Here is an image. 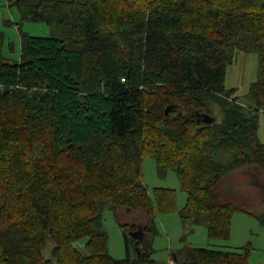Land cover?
Returning a JSON list of instances; mask_svg holds the SVG:
<instances>
[{"label":"trees","instance_id":"1","mask_svg":"<svg viewBox=\"0 0 264 264\" xmlns=\"http://www.w3.org/2000/svg\"><path fill=\"white\" fill-rule=\"evenodd\" d=\"M19 7L23 21L54 33H21L17 62L0 52V264H160L155 221L177 210V196L148 191L146 156L177 173L188 195L180 218L204 216L209 239L229 240L236 213L264 223L229 184L238 168L264 170V0ZM240 52L259 56L252 106L226 87ZM203 114L212 120L199 122ZM123 207L149 224H121L126 256L115 258L104 212ZM139 226L147 236L130 235ZM191 251L197 264H249L252 247Z\"/></svg>","mask_w":264,"mask_h":264},{"label":"rangeland","instance_id":"2","mask_svg":"<svg viewBox=\"0 0 264 264\" xmlns=\"http://www.w3.org/2000/svg\"><path fill=\"white\" fill-rule=\"evenodd\" d=\"M17 0H0V52L13 62L20 60L21 33L32 36H51L54 31L45 23L23 21L22 12ZM259 76V56L254 52H240L235 62L227 68L226 87L236 88L233 93L245 106H252L248 97L249 86ZM260 133L264 141V113L260 114ZM217 161L228 164L231 159L216 154ZM144 184L153 195L155 187H168L176 191L177 210L159 213L155 221L153 246L154 257L160 264L174 257L175 252L186 247L237 250L251 244L252 251L249 264H264V223L255 215L236 213L232 221V232L229 240L209 239L206 218L198 216L196 220L185 221L180 218L181 210L187 202V193L182 190L177 173L173 170L159 172L154 156H146L143 164ZM229 184L236 191L242 192L251 204L254 214L264 212V170L238 168L230 173ZM146 216L139 213H127L120 208L113 211L106 208L104 212V229L110 238V252L115 258L126 256L124 231L121 224L146 223ZM132 236V232H130ZM79 248L86 252L84 247ZM51 247V246H50ZM49 255V252L46 256ZM164 261V262H163Z\"/></svg>","mask_w":264,"mask_h":264},{"label":"crops","instance_id":"3","mask_svg":"<svg viewBox=\"0 0 264 264\" xmlns=\"http://www.w3.org/2000/svg\"><path fill=\"white\" fill-rule=\"evenodd\" d=\"M259 136H261L259 128ZM261 139V137H260ZM262 140V139H261ZM263 141V140H262ZM264 142V141H263ZM149 222L146 220L144 226L148 225ZM158 233V232H157ZM147 236V235H145ZM200 248V247H196ZM192 247H186L183 250L175 252L174 257H169L167 261H163L165 264H197L193 252L191 251Z\"/></svg>","mask_w":264,"mask_h":264},{"label":"water","instance_id":"4","mask_svg":"<svg viewBox=\"0 0 264 264\" xmlns=\"http://www.w3.org/2000/svg\"><path fill=\"white\" fill-rule=\"evenodd\" d=\"M22 0H17L16 3L18 5H20ZM172 109V107H168L167 110H166V113L168 114L170 112V110ZM212 120V118L210 117V115L208 114H203L201 115V117L199 118V122L201 121H204V122H210ZM132 235L136 238H141V237H145L146 235V232L144 231L143 227L142 226H139L137 230L133 231L132 232ZM137 251H138V255H140V250L137 248Z\"/></svg>","mask_w":264,"mask_h":264}]
</instances>
